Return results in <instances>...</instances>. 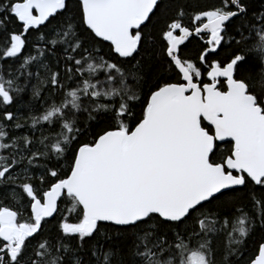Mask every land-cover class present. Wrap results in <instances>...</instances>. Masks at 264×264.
Returning <instances> with one entry per match:
<instances>
[{
    "label": "snow or ice",
    "instance_id": "6c2138e0",
    "mask_svg": "<svg viewBox=\"0 0 264 264\" xmlns=\"http://www.w3.org/2000/svg\"><path fill=\"white\" fill-rule=\"evenodd\" d=\"M0 264H264V0H0Z\"/></svg>",
    "mask_w": 264,
    "mask_h": 264
},
{
    "label": "trees",
    "instance_id": "16d2710c",
    "mask_svg": "<svg viewBox=\"0 0 264 264\" xmlns=\"http://www.w3.org/2000/svg\"><path fill=\"white\" fill-rule=\"evenodd\" d=\"M186 43H188V42H186ZM188 47H189V48H191V47H192V45H191V44H188ZM221 54H222V53H221Z\"/></svg>",
    "mask_w": 264,
    "mask_h": 264
}]
</instances>
